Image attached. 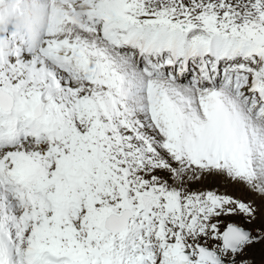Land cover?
Segmentation results:
<instances>
[{"label":"snow or ice","instance_id":"6c2138e0","mask_svg":"<svg viewBox=\"0 0 264 264\" xmlns=\"http://www.w3.org/2000/svg\"><path fill=\"white\" fill-rule=\"evenodd\" d=\"M20 3L0 264H264V0H44L36 47Z\"/></svg>","mask_w":264,"mask_h":264},{"label":"clouds","instance_id":"9594fccd","mask_svg":"<svg viewBox=\"0 0 264 264\" xmlns=\"http://www.w3.org/2000/svg\"><path fill=\"white\" fill-rule=\"evenodd\" d=\"M48 8L44 0H21L17 10L6 19L11 27L23 33L36 47L40 40V31L48 26Z\"/></svg>","mask_w":264,"mask_h":264},{"label":"rangeland","instance_id":"374dc122","mask_svg":"<svg viewBox=\"0 0 264 264\" xmlns=\"http://www.w3.org/2000/svg\"><path fill=\"white\" fill-rule=\"evenodd\" d=\"M221 191H224L225 189L223 187H220ZM227 191L229 192V194L237 196L241 199L244 200H248V199H252V197H250L249 195L244 194L240 189H237L235 187H231L228 188ZM260 201L257 200V204H259ZM237 222L240 223L242 226L246 227V228H250L252 229V231L255 233L256 230L260 227L259 222L253 223V224H247L244 222V220L242 218H236ZM249 256L255 260L257 262V264H260V260H261V246H256L253 249L249 250Z\"/></svg>","mask_w":264,"mask_h":264},{"label":"bare ground","instance_id":"6f19581e","mask_svg":"<svg viewBox=\"0 0 264 264\" xmlns=\"http://www.w3.org/2000/svg\"><path fill=\"white\" fill-rule=\"evenodd\" d=\"M259 201V200H258Z\"/></svg>","mask_w":264,"mask_h":264}]
</instances>
